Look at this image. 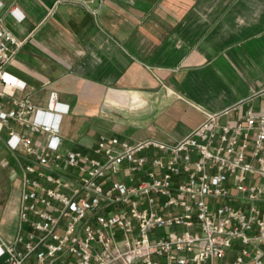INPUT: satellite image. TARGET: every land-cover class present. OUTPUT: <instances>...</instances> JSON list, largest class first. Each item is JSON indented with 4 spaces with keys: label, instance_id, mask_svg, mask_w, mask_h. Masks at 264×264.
<instances>
[{
    "label": "built area",
    "instance_id": "built-area-1",
    "mask_svg": "<svg viewBox=\"0 0 264 264\" xmlns=\"http://www.w3.org/2000/svg\"><path fill=\"white\" fill-rule=\"evenodd\" d=\"M24 44L0 16V131L29 157L5 264H264V107L207 114L173 146L102 135L63 151L68 108L40 111L8 72Z\"/></svg>",
    "mask_w": 264,
    "mask_h": 264
},
{
    "label": "crops",
    "instance_id": "crops-1",
    "mask_svg": "<svg viewBox=\"0 0 264 264\" xmlns=\"http://www.w3.org/2000/svg\"><path fill=\"white\" fill-rule=\"evenodd\" d=\"M0 16L25 40L10 75L40 111L53 99L69 110L63 151L91 153L102 135L173 146L207 114L235 122L264 107V0H0ZM7 138L0 236L11 243L29 157Z\"/></svg>",
    "mask_w": 264,
    "mask_h": 264
}]
</instances>
